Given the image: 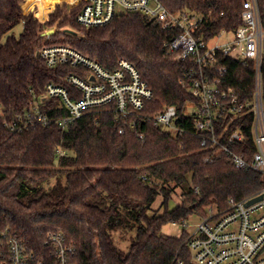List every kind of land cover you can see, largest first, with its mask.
<instances>
[{
	"label": "trees",
	"instance_id": "16d2710c",
	"mask_svg": "<svg viewBox=\"0 0 264 264\" xmlns=\"http://www.w3.org/2000/svg\"><path fill=\"white\" fill-rule=\"evenodd\" d=\"M22 1L0 0V38L23 23L18 36L9 34L0 43V236L7 231L42 256L47 251L46 232L60 231L75 245L76 264H193L183 236L164 234L162 226L203 213L209 205L224 208L228 198L239 199L262 188L264 175L238 169L226 155L200 144L184 114L185 104L195 99L185 77L192 64L167 52L173 32L140 12L86 27L75 20L77 8L57 7L40 23L27 15L39 0ZM243 1L163 0L173 11L203 13L208 36L242 24ZM258 2L264 12V0ZM56 21L57 29L42 35ZM58 44L71 46L108 70L119 59L130 61L154 93L147 114L174 105L185 131L174 134L151 120L120 118L109 109L87 111L64 127L52 121L11 128L9 123L34 103L49 117L66 113L58 97L44 95L45 86H64L72 96L75 88L66 78L82 70L68 64L48 67L37 53L43 45ZM16 54L18 59L8 63ZM221 65L226 67L224 84L240 100L251 99L254 61L220 55L217 66ZM260 75L264 103V58ZM246 119L245 125L240 118L227 124L222 138L242 126L243 144L235 150L249 156L252 113ZM226 122L217 126V133ZM60 149L66 153L58 154ZM175 188L180 201L169 208ZM158 196L159 207L154 208ZM115 232L121 239L128 234L126 247L118 244ZM3 249L0 243V264Z\"/></svg>",
	"mask_w": 264,
	"mask_h": 264
},
{
	"label": "built area",
	"instance_id": "2783aa9c",
	"mask_svg": "<svg viewBox=\"0 0 264 264\" xmlns=\"http://www.w3.org/2000/svg\"><path fill=\"white\" fill-rule=\"evenodd\" d=\"M54 1L46 18L56 6L65 7L67 11L77 8L75 20L90 27L103 25L122 13L140 12L171 30L173 36L166 43L167 52L178 61L189 60L192 64L185 77L195 98L188 102L194 108L189 113L184 111V114L191 121V129L199 135L200 144L214 148L219 155H226L238 169L264 175V103L260 75L264 58V12L258 0L242 2V24L231 30L223 28L209 36L203 29L207 21L203 13L188 9L173 11L163 0ZM39 9L35 3L27 15L33 13L43 23L46 18L36 15ZM224 35L227 37L222 40ZM37 53L48 67L68 64L82 70L81 74L70 73L66 78L75 88V93L71 96L66 87L47 83L44 95L58 97L66 113L49 117L41 112L38 103H34L9 123L11 128L26 127L36 122L47 125L52 121L64 127L87 111L109 109L120 118L135 116L151 120L153 125L174 134L185 131L177 122L174 105H166L151 115L147 114L146 108L154 93L130 61L119 59L116 67L108 70L90 56L63 44L43 45ZM220 55L254 61L256 75L251 99L240 100L233 89L224 84L221 78L226 67L217 66ZM212 72L215 75H211ZM249 113H252L253 151L245 156L235 150L239 143L243 144L242 126L236 127L225 138L222 135L227 124L239 118L245 125ZM225 120L227 122L217 133V126ZM131 125L134 126L135 122L132 121ZM139 137L143 139V134ZM57 152L61 155L66 153L63 149ZM260 195V199L247 204ZM206 208L203 213H192L172 223L180 226L178 236H183L182 244L188 249L193 264H264V186L245 197L228 198L224 208L215 205ZM196 216L200 220L192 223L191 219ZM0 243H4L5 250L1 264H76L73 260L75 245L60 231L46 232L47 251L42 256L7 231L1 233Z\"/></svg>",
	"mask_w": 264,
	"mask_h": 264
},
{
	"label": "rangeland",
	"instance_id": "374dc122",
	"mask_svg": "<svg viewBox=\"0 0 264 264\" xmlns=\"http://www.w3.org/2000/svg\"><path fill=\"white\" fill-rule=\"evenodd\" d=\"M26 0H23L21 3L25 2ZM54 0H39V14H40V18L41 19H44L47 12L50 10V7H51V4L53 3ZM21 3L13 6V7H17L19 6ZM57 7H60V6H56L52 11L54 12L56 10ZM36 10V8H35ZM30 11V10H29ZM31 12V11H30ZM52 12V13H53ZM33 14V13H32ZM36 14V13H35ZM37 15V14H36ZM33 16L35 17V15L33 14ZM50 14L48 15V17L44 20V21H47V19L49 18ZM39 21V20H38ZM9 22V21H8ZM44 23V22H43ZM57 23L58 21H56V23L54 24L53 27L51 28H48L46 30H44L43 32L49 30V29H53L54 31L57 29ZM23 28V23L22 21H20L19 23H17L15 26H13L6 34H4L1 38H0V43H3L6 39V36L9 35V34H12V35H15V36H18L19 33L21 32ZM42 32V33H43ZM227 35H224L222 40L223 39H226ZM193 105L192 103H186L185 106H184V111L186 113H189L193 110ZM175 193L172 194V201L169 203V208H172L175 203L179 202L180 201V198H179V193H180V190L178 188H175L174 189ZM160 196H158V198L156 199V201L154 202L153 204V207L154 208H158L159 207V202H160ZM159 211H162V209L160 208ZM205 211H207V208H205ZM150 213V212H149ZM200 220V218H198L197 216L192 218L191 219V222L194 223L196 221ZM161 232L164 233V234H168V235H178L179 232H180V226L178 225H174L172 223H167L165 225L162 226V229H161ZM115 235V239L117 240L118 244L122 247H126L127 244H128V234L127 235H124L123 236V239H121L119 237L120 233L119 232H115L114 233Z\"/></svg>",
	"mask_w": 264,
	"mask_h": 264
},
{
	"label": "water",
	"instance_id": "95a60500",
	"mask_svg": "<svg viewBox=\"0 0 264 264\" xmlns=\"http://www.w3.org/2000/svg\"><path fill=\"white\" fill-rule=\"evenodd\" d=\"M53 32H54L53 29H49V30L43 32L42 35H50V34H52ZM260 198H261V195H260V196H257V197H254L253 199L249 200L247 204H250V203H252V202H254V201H256V200H258V199H260Z\"/></svg>",
	"mask_w": 264,
	"mask_h": 264
},
{
	"label": "crops",
	"instance_id": "0c3cea01",
	"mask_svg": "<svg viewBox=\"0 0 264 264\" xmlns=\"http://www.w3.org/2000/svg\"><path fill=\"white\" fill-rule=\"evenodd\" d=\"M6 18V17H5ZM18 54H16V55H12L11 57H9V58H13L12 60H7V62L9 63V62H14L15 60H17L18 59ZM8 58V59H9Z\"/></svg>",
	"mask_w": 264,
	"mask_h": 264
}]
</instances>
